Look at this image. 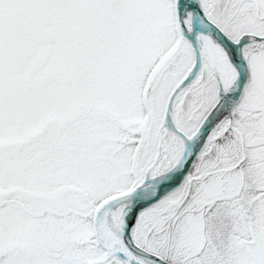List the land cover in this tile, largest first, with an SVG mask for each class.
<instances>
[{
    "label": "snow or ice",
    "instance_id": "1",
    "mask_svg": "<svg viewBox=\"0 0 264 264\" xmlns=\"http://www.w3.org/2000/svg\"><path fill=\"white\" fill-rule=\"evenodd\" d=\"M0 264H264V0H0Z\"/></svg>",
    "mask_w": 264,
    "mask_h": 264
}]
</instances>
